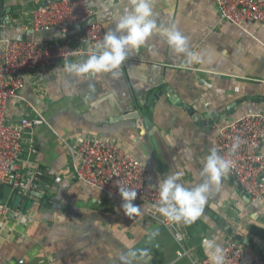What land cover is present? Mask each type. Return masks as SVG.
Instances as JSON below:
<instances>
[{"label":"crops","instance_id":"0c3cea01","mask_svg":"<svg viewBox=\"0 0 264 264\" xmlns=\"http://www.w3.org/2000/svg\"><path fill=\"white\" fill-rule=\"evenodd\" d=\"M48 1L5 0L15 26L0 27V39L59 41L56 30H32V13ZM84 1L96 11L104 35L114 28V15L129 6V0ZM153 7L158 24L175 25L201 62L186 64L154 37L129 53L115 76L76 78L62 71L65 63L22 74L20 95L27 103L10 101L5 117L18 123L38 114L43 123L27 136L33 152L25 144L20 157L18 194L24 200L19 210L13 208L20 216L0 219V264H120L121 254L144 248L152 255L150 264H191L212 260L216 247L229 243L241 247L246 264L264 262V203L250 201L228 178L214 186L201 218L181 223L184 257L177 256L172 235L152 217L142 213L130 219L120 201L107 200L76 179L69 147L96 139L141 162L155 190L172 171L195 186L204 179L202 160L213 149L217 129L243 115L264 113L260 26L242 30L221 20L213 0H154ZM176 101L200 118L210 114L218 121L201 126ZM151 109L149 130L139 127ZM259 153L264 155V140ZM153 231L158 235L149 239Z\"/></svg>","mask_w":264,"mask_h":264},{"label":"built area","instance_id":"2783aa9c","mask_svg":"<svg viewBox=\"0 0 264 264\" xmlns=\"http://www.w3.org/2000/svg\"><path fill=\"white\" fill-rule=\"evenodd\" d=\"M219 18L244 30L256 24L264 30V0H213ZM96 11L88 7L84 0H51L35 10L31 15L32 30L35 33H46L56 30L61 39L56 42L43 40L12 41L0 39V185L18 189L20 176L19 162L28 144L33 152L31 139L33 129L43 123V118L36 114L31 120L10 122L5 117V110L10 101L15 103L26 100L20 95L23 90L22 74L35 73L39 70L62 63H76L87 59L89 46L100 42L104 36L101 23L94 19ZM15 26L8 19L0 27ZM76 28L74 34L66 36ZM241 143L233 154L230 149L234 138ZM264 140V113H250L233 120L217 129L213 138V148L225 159H230V171L221 178L230 179L237 185L245 197L256 203H264V155L259 153ZM76 179L101 193L107 200L123 203L118 187L137 191L133 202L148 204L150 208L142 213L152 217L168 231L179 250L178 257L187 256L182 247L183 236L181 223L171 224L157 216L153 205L158 204V192L149 187V174L144 165L110 143L84 139L76 148L69 147ZM76 161L80 164L77 165ZM57 181V180H56ZM220 181V182H221ZM20 216L8 204L0 205V219ZM225 264H246L243 251L233 243L222 249ZM191 264H213L210 258L191 261ZM256 264H264L258 261Z\"/></svg>","mask_w":264,"mask_h":264},{"label":"clouds","instance_id":"9594fccd","mask_svg":"<svg viewBox=\"0 0 264 264\" xmlns=\"http://www.w3.org/2000/svg\"><path fill=\"white\" fill-rule=\"evenodd\" d=\"M154 0H129V6L113 17L114 28L105 33L102 40L87 49V59L76 63H65L62 71L76 78L89 75L112 74L115 76L128 58V54L145 46L154 37H158L171 48L174 55L191 65L201 62V56L190 49L189 41L175 25H160L154 12ZM239 137L234 138L231 153L240 146ZM201 183L188 186L182 182V173L172 171L158 180L156 191L159 202L156 212L163 221L171 224H190L202 217L214 186L231 168L232 161L223 158L215 148L202 160ZM123 200L124 214L131 218L142 215V207L133 202L137 191L118 187ZM157 231L149 234L154 239ZM120 264H150L152 255L148 248L130 250L121 254ZM213 264H225L222 249L217 246L212 257Z\"/></svg>","mask_w":264,"mask_h":264},{"label":"water","instance_id":"95a60500","mask_svg":"<svg viewBox=\"0 0 264 264\" xmlns=\"http://www.w3.org/2000/svg\"><path fill=\"white\" fill-rule=\"evenodd\" d=\"M4 2L5 0H0V26L1 23L5 20L6 16L10 15V11L11 8H8L5 10L4 8ZM171 97V95H169ZM177 106H181L186 112L187 114L194 120L196 121L198 124H200L201 126H210L213 127V124L209 123L210 119L214 118V123L217 122L218 120L215 118V115H210V114H205L202 116V118L199 117V115L195 114L192 109H189L188 106L183 105L181 102L176 101L175 102ZM153 110H149V113L146 114L145 118L143 119V121L138 122V126L139 127H144L146 130H149V128L151 127V121L150 119L152 118V112ZM139 118V117H137ZM210 124V125H209ZM264 178V175H263ZM0 205L2 204H9V200L11 199L13 201V208L19 210L21 207V204H23V200L24 198H22L19 194H18V189H12L10 186H5V185H0ZM13 194V195H12ZM248 198V197H247ZM249 199V198H248ZM16 203V205H15ZM231 231V230H229ZM236 240L239 239V237H235Z\"/></svg>","mask_w":264,"mask_h":264},{"label":"rangeland","instance_id":"374dc122","mask_svg":"<svg viewBox=\"0 0 264 264\" xmlns=\"http://www.w3.org/2000/svg\"><path fill=\"white\" fill-rule=\"evenodd\" d=\"M9 104V103H8ZM8 106V105H7Z\"/></svg>","mask_w":264,"mask_h":264}]
</instances>
